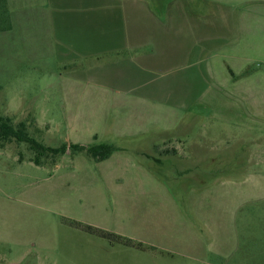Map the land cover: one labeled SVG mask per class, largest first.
<instances>
[{"label": "rangeland", "instance_id": "374dc122", "mask_svg": "<svg viewBox=\"0 0 264 264\" xmlns=\"http://www.w3.org/2000/svg\"><path fill=\"white\" fill-rule=\"evenodd\" d=\"M215 6L204 0L188 10L210 21ZM263 8L236 9L245 26L223 59L244 55L250 79L243 83L223 76L209 48L199 54L193 47L185 62L171 57L133 79L120 66L115 83L106 80L111 68L97 62L35 68L0 56V117L24 122L31 137L52 148H114L102 162L67 153L36 166L26 144L0 143V264L9 251H28L22 264H109L115 253L119 264H264ZM170 40L177 55L179 38ZM227 85L234 93L221 89ZM168 148H176L175 157L162 154ZM243 202L233 226L230 211ZM193 204L212 222H183ZM69 222L138 241L147 255L112 248Z\"/></svg>", "mask_w": 264, "mask_h": 264}, {"label": "crops", "instance_id": "0c3cea01", "mask_svg": "<svg viewBox=\"0 0 264 264\" xmlns=\"http://www.w3.org/2000/svg\"><path fill=\"white\" fill-rule=\"evenodd\" d=\"M199 2L204 0H5L10 29L0 32V56L9 58L16 66L27 65L35 68H70L97 62L101 69L104 66L111 68L103 72L109 73L104 74L107 81L115 83L122 79L117 70L120 66L129 67L130 77L133 79L142 73L143 76L147 75L154 67L169 64L171 57L185 62L188 54L195 52L194 48L198 49L196 53L199 54H202L204 48H209L212 49L215 59H218L217 65L222 69L223 76L227 75L230 80L238 78L242 83L248 81L250 75L244 73L247 66L244 55L233 58L231 63L224 59L235 49V44L231 43L233 34L235 37L237 30L241 33L242 23L245 26L246 17L237 18L236 9H240L244 4H262L264 0H211L216 6L211 7L209 11L210 21H206L207 14L203 16L202 13L195 14L194 11L188 10L189 6L192 8L194 3ZM219 9L222 10L220 15ZM257 17L264 22V8L259 9ZM240 33L237 35H241ZM170 36L179 38L178 44L173 45L178 50V54L174 56L171 55ZM246 37L247 34L243 35V38ZM139 60L146 65H140ZM71 80L74 81L67 78L66 82L70 83ZM221 89L234 93L228 85ZM222 95L223 92L213 93L212 97L221 98ZM175 149L170 148L162 154H172L175 157ZM152 158L154 163H161L159 159ZM247 203L243 202L230 211L231 218L228 222L233 226L237 212ZM207 220L209 219H204L199 208L193 204L191 216L185 214L183 222H212ZM73 223L86 224H67L74 230L83 232ZM209 236H212V233ZM238 236L234 229L232 237L236 243L235 250H238L239 246ZM129 240L140 247L122 246L147 255V250L141 243ZM114 245L121 244L109 243L112 248ZM19 246H22L21 249L26 248L24 242ZM27 252L24 256H13L12 251H9L2 264H22ZM116 255L115 253L114 260L109 261V264H119L114 262ZM67 258L73 260L72 256Z\"/></svg>", "mask_w": 264, "mask_h": 264}, {"label": "trees", "instance_id": "16d2710c", "mask_svg": "<svg viewBox=\"0 0 264 264\" xmlns=\"http://www.w3.org/2000/svg\"><path fill=\"white\" fill-rule=\"evenodd\" d=\"M9 29L10 21L6 9V3L5 0H0V32L7 31ZM11 141L26 144L28 149L33 152L34 156L32 162L36 166H41L42 160L48 158L53 160L52 163L54 165L63 155L67 153L70 155L85 153L94 161L102 162L108 159L114 151L112 146L106 144L83 146L62 143L58 147L52 148L31 137L27 132V126L24 122L14 125L10 118L0 117V143L2 144ZM73 224L77 228H80L83 232L104 239L111 244L140 247L139 244H135L131 240L111 232L88 225H81L79 223Z\"/></svg>", "mask_w": 264, "mask_h": 264}]
</instances>
